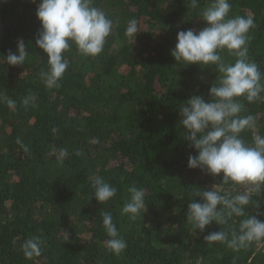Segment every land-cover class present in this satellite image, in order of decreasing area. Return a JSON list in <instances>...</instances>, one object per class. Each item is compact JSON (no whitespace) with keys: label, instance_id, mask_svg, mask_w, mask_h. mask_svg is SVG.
Listing matches in <instances>:
<instances>
[{"label":"trees","instance_id":"obj_1","mask_svg":"<svg viewBox=\"0 0 264 264\" xmlns=\"http://www.w3.org/2000/svg\"><path fill=\"white\" fill-rule=\"evenodd\" d=\"M93 2L114 22L104 50L85 57L73 44L64 53L69 67L51 89L40 78L49 68L47 54L35 44L39 0L0 3V56L16 52L18 40L29 53L16 66L0 57V95L16 102L15 108L0 102V264H264V242L234 251L204 239L238 229L242 218L225 226L213 222L204 232L187 222L188 205L202 202L196 191L232 187L222 184L223 173L188 168L197 152L179 124L180 105L194 95L210 100L218 75L214 66L178 65L171 55L179 31L206 26L200 10L191 0ZM209 2L199 0L200 7ZM229 2L231 16L254 18L248 56L264 74V0ZM130 19L140 22L135 43L125 37ZM220 55L226 63L236 59L226 49ZM29 95L35 103L24 107ZM238 99L242 115H253L264 135V100ZM242 136L251 142L252 131ZM53 147L68 150L62 165ZM96 177L117 189L103 204L93 193ZM133 185L145 190L147 208L135 220L121 213ZM252 200L259 208L246 211L264 221V192ZM104 211L127 242L119 256L105 246ZM33 236L43 239L42 254L27 259L21 245Z\"/></svg>","mask_w":264,"mask_h":264},{"label":"clouds","instance_id":"obj_2","mask_svg":"<svg viewBox=\"0 0 264 264\" xmlns=\"http://www.w3.org/2000/svg\"><path fill=\"white\" fill-rule=\"evenodd\" d=\"M32 2L36 3V0ZM191 8L200 10L206 26L199 31H179L171 55L178 65L214 66L218 75L209 88L210 100L206 101L203 95H194L180 105L179 124L185 129L184 139L190 141V147L197 152L189 155L188 168H199L213 176L223 173L222 184L232 187L228 190L215 184L212 190L196 191L195 196L202 202L188 205L187 222L193 230L204 232L213 222L225 226L234 217L242 218L238 229L223 228L204 237L209 244L221 242L239 251L253 242H264V221L246 211L249 205L259 208V203L253 202L252 194L264 192V135L257 132L253 115H242L244 104L238 99H246L249 103L264 100V74L248 56V33L255 23L251 15L231 16L229 0H210L203 8L199 0H191ZM36 15L41 29L35 44L47 54L49 65L47 71L40 72V78L49 89L59 87V81L69 67L64 53L73 44L81 55L96 57L103 52L114 25L93 0H39ZM140 32V22L130 19L125 29L127 40L135 43ZM225 49L236 57L234 63H226L220 55ZM28 55L24 41L18 40L16 52L9 50L6 57H0L8 65L16 66L24 64ZM0 102H6L9 108L16 107V102L6 96L0 95ZM34 103L32 95L22 100L24 107ZM246 130L252 131L251 142L242 136ZM52 151L59 165L70 155L66 148L57 150L53 147ZM81 154L76 152V155ZM92 188L101 204L117 195V189L100 177L92 179ZM239 188L243 190H237ZM128 193L129 199L121 213L135 220L142 210L147 211L146 193L135 185L128 188ZM101 215L108 236L105 246L119 256L127 248V242L113 222L111 212L104 211ZM43 244L40 236L24 240L21 245L23 255L27 259L39 257Z\"/></svg>","mask_w":264,"mask_h":264}]
</instances>
